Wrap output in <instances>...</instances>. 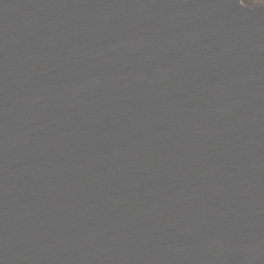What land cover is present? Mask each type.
Listing matches in <instances>:
<instances>
[{"label":"water","instance_id":"obj_1","mask_svg":"<svg viewBox=\"0 0 264 264\" xmlns=\"http://www.w3.org/2000/svg\"><path fill=\"white\" fill-rule=\"evenodd\" d=\"M0 264H264V0H0Z\"/></svg>","mask_w":264,"mask_h":264}]
</instances>
